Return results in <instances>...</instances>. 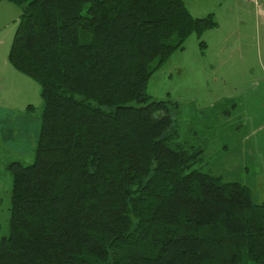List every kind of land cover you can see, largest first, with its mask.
Wrapping results in <instances>:
<instances>
[{
  "label": "trees",
  "instance_id": "16d2710c",
  "mask_svg": "<svg viewBox=\"0 0 264 264\" xmlns=\"http://www.w3.org/2000/svg\"><path fill=\"white\" fill-rule=\"evenodd\" d=\"M10 1L9 61L41 84L44 109L34 160L7 165L0 264H264V201L193 168L205 148L147 91L214 15L184 0Z\"/></svg>",
  "mask_w": 264,
  "mask_h": 264
},
{
  "label": "rangeland",
  "instance_id": "374dc122",
  "mask_svg": "<svg viewBox=\"0 0 264 264\" xmlns=\"http://www.w3.org/2000/svg\"><path fill=\"white\" fill-rule=\"evenodd\" d=\"M260 9L247 33L237 28L242 21L223 18L220 27L191 35L147 87L153 99L179 106L181 139L205 148L193 168L249 185L256 202L264 201L263 4ZM17 26V18L0 26V241L9 234L7 165L34 160L44 109L41 84L9 61Z\"/></svg>",
  "mask_w": 264,
  "mask_h": 264
},
{
  "label": "crops",
  "instance_id": "0c3cea01",
  "mask_svg": "<svg viewBox=\"0 0 264 264\" xmlns=\"http://www.w3.org/2000/svg\"><path fill=\"white\" fill-rule=\"evenodd\" d=\"M192 15L197 17H204L213 14L220 27L223 18L234 22L242 21L244 27H237L239 32L247 33L248 23L255 19L256 12L260 9L264 0H184ZM259 7V10L256 9ZM20 7L10 0L0 1V26L10 23L15 18L18 19L20 15ZM250 21H249V20ZM215 29V28H214Z\"/></svg>",
  "mask_w": 264,
  "mask_h": 264
}]
</instances>
